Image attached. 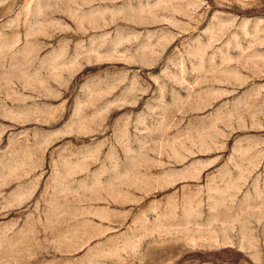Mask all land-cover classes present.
<instances>
[{"label":"rangeland","instance_id":"obj_1","mask_svg":"<svg viewBox=\"0 0 264 264\" xmlns=\"http://www.w3.org/2000/svg\"><path fill=\"white\" fill-rule=\"evenodd\" d=\"M0 264H264V0H0Z\"/></svg>","mask_w":264,"mask_h":264}]
</instances>
